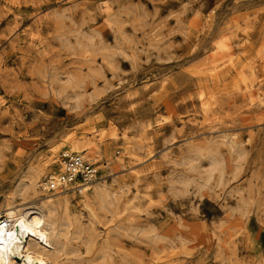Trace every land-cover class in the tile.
<instances>
[{"label":"rangeland","instance_id":"1","mask_svg":"<svg viewBox=\"0 0 264 264\" xmlns=\"http://www.w3.org/2000/svg\"><path fill=\"white\" fill-rule=\"evenodd\" d=\"M263 98L264 0H0V211L74 200L55 264H264ZM81 142L123 187L92 249L76 194H15Z\"/></svg>","mask_w":264,"mask_h":264},{"label":"bare ground","instance_id":"2","mask_svg":"<svg viewBox=\"0 0 264 264\" xmlns=\"http://www.w3.org/2000/svg\"><path fill=\"white\" fill-rule=\"evenodd\" d=\"M100 9H105V3L104 2H102V4H100ZM26 30H28V29H26ZM219 66H221V65H219ZM239 68H240V65H239ZM251 69L253 71V68H251ZM236 70H238V68H236ZM239 70H241V69H239ZM211 71H212V69H211ZM213 78H214V75H213ZM251 79H253V78H251ZM253 81H255V80H253ZM258 81H260V80H258ZM250 83H251V80H250ZM69 84H70V81L68 82V85ZM73 88H75V87H73ZM259 88H260V86H259ZM72 94H74V93H72ZM252 95L253 94L250 93V96H252ZM200 97H202V96H200ZM209 105H211V104H208V103L202 104L203 113L205 115L209 112L208 110H210V108H211ZM213 107H215V105ZM211 116H212V113H211ZM205 120L208 121L209 117H207ZM212 120H213V118H212ZM92 135H93V133H92ZM98 136H99V134H98ZM68 138H70V137H68ZM89 140H91V139H89ZM71 141H73V140H71ZM228 143L229 144H236L233 139H231ZM89 144H87V143L82 144V142H81V145L72 144V145H67V146L62 147L59 155L57 152L53 153L54 155H56L55 159L53 161V164H57V165L59 164L60 156L62 154L63 155H71V154L76 153V154L82 155L84 160H86L87 162H89L93 166H96V164L99 162L98 157H97V152ZM204 151H205V149H204ZM206 151L208 152V150H206ZM193 152L195 153V151H193ZM126 154L131 156L130 153L129 154L126 153ZM98 155H99V152H98ZM218 161L215 158L211 157L209 160V163L207 162L209 167H208V169L204 175L206 182L209 181V179L211 178V176L214 172L216 173V172H219L221 170V164ZM44 166H46V164ZM105 167H103V168H105ZM43 169H45V168H43ZM43 169H42V171H43ZM99 169L100 168L95 167L96 171L97 170L99 171ZM61 172H62V169L59 166L57 172L52 171L51 173L46 175L44 178L42 177L43 179L40 180L39 182L36 181V178L28 181V182H30L29 184H24L21 182L22 184L20 187H18L16 189L15 194L17 196L24 197L26 195V191L28 190V188L31 189L32 191H34V189L37 187V188L41 189V191H43L44 193L53 192L54 195H58L59 193L62 192V191H60L61 189L59 188V178H58L60 176ZM43 174H44V171H43ZM139 174H140V172H138V171H134L132 173V177H134V180L136 183L140 177ZM39 175L40 174H38V176ZM99 180H100V178L96 174L94 181L90 185L85 187V189L82 190V193L80 195H76L77 200H78L77 205L80 208V211L87 212L88 213V219H90V221H92L91 225L89 226V232L90 233L86 232V235L89 238L88 239L89 243H87V247H86L87 249L91 248L92 239H90V238L92 237V234H93L91 231V228H93L94 223L97 221V211H104V212H106V210L108 211V209L115 202V198H114L115 191L121 190L123 188V187L121 188V186H116L114 188V186H113L114 182L112 183V186L107 184V183H98ZM173 184H175V183H173ZM66 195L67 194L62 195L61 196L62 198L58 199L56 202H53L51 200V198L48 197L45 201H43L41 204H38V205L35 204V205L25 206V207H16V206H14L13 201H10L9 203H7L5 205V209L0 211V264H55L54 261L49 256V254L51 252L67 253L70 250V247H69L70 245H68V243L70 244L72 241L75 240V238H72L74 236V234L72 233V229L74 228V229H77V231H79V229L81 228V225H82V220H81V216L78 213L77 214H71L70 202L74 201V200L70 201L69 198L66 197ZM9 200H11V199H9ZM24 201H26V200H24ZM110 211L112 212V210H110ZM118 213H119V211H118ZM80 214H82V213H80ZM139 215H137V217ZM132 216H134V215H132ZM129 217H131V216H129ZM106 224H107V222H106ZM104 226H106V225L104 224ZM106 227H108V226H106ZM93 243H94V241H93ZM104 246H105V244H104ZM104 246L102 245L103 249L101 248L102 250H100V251L103 252ZM96 255H98L97 251H96ZM109 255H111V254H109ZM100 264H102V263H100Z\"/></svg>","mask_w":264,"mask_h":264},{"label":"built area","instance_id":"3","mask_svg":"<svg viewBox=\"0 0 264 264\" xmlns=\"http://www.w3.org/2000/svg\"><path fill=\"white\" fill-rule=\"evenodd\" d=\"M62 172L59 178V188L80 195L82 190L90 185L95 177L96 170L79 154L61 155Z\"/></svg>","mask_w":264,"mask_h":264}]
</instances>
